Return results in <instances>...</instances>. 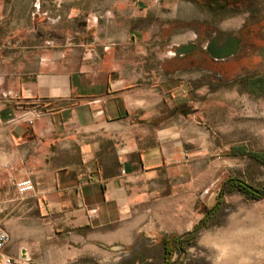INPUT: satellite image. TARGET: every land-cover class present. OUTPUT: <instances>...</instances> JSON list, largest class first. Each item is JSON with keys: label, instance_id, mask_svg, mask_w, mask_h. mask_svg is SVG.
<instances>
[{"label": "crops", "instance_id": "obj_1", "mask_svg": "<svg viewBox=\"0 0 264 264\" xmlns=\"http://www.w3.org/2000/svg\"><path fill=\"white\" fill-rule=\"evenodd\" d=\"M163 2L0 0V202L22 195L41 227L21 264H91L94 248L122 251L154 236L163 180L200 160L203 132L186 113L185 79L169 75L199 69L198 60L154 57L155 20L165 34L169 26ZM251 86L264 88V74ZM162 241L165 255L171 237ZM11 244L3 253L21 258L24 246Z\"/></svg>", "mask_w": 264, "mask_h": 264}, {"label": "rangeland", "instance_id": "obj_2", "mask_svg": "<svg viewBox=\"0 0 264 264\" xmlns=\"http://www.w3.org/2000/svg\"><path fill=\"white\" fill-rule=\"evenodd\" d=\"M163 3L170 14L169 26L165 34L155 20V58H177L173 55L177 45L195 42L202 48L215 34H236L242 44L226 60L195 54L187 58L199 57L195 63L199 69L175 72L170 68V76L184 77L186 113L202 128L200 160L187 158L183 178L163 180L160 201L154 205V236L142 234L122 251L94 248L88 261L167 264L179 257L176 264H264V195L252 193L254 188L264 192V163L254 158L262 156L264 161V88L251 86L253 79L264 74V0ZM186 149L194 146L187 144ZM198 165L200 176L196 175ZM234 182L246 189H238ZM22 197L16 193L0 202V223L10 236L11 251L18 253L22 245L19 252L30 256L29 247L34 250L41 239L35 232L41 227L34 226L40 215L33 208L26 211ZM33 199L27 198L29 204ZM216 202L217 209L196 234L186 237L180 247L171 241L172 252L165 256L162 239L193 230ZM53 241L45 239V245L53 248Z\"/></svg>", "mask_w": 264, "mask_h": 264}, {"label": "water", "instance_id": "obj_3", "mask_svg": "<svg viewBox=\"0 0 264 264\" xmlns=\"http://www.w3.org/2000/svg\"><path fill=\"white\" fill-rule=\"evenodd\" d=\"M217 40L218 38L215 37L213 39H211V41L205 46V50L209 53V55L216 59V60H222V59H226L230 56H233L237 53L238 49H239V44H240V39L237 38L234 35H227L225 37V41L221 44V45H217ZM196 48V45L193 42L184 44V45H180L177 46L175 49V52L178 54H185L188 52L193 51ZM24 128L21 125H17L15 127V132L17 133H21L23 132ZM258 192V191H255ZM205 218H203L197 225V227L194 230L191 231H187L184 232L182 234H180L178 236V241L185 237L186 235L191 234L192 232H195L197 230V228H199L201 226V224L203 223ZM178 246L180 247V243H177ZM115 250H119L122 249V247L120 246H116L114 248ZM180 252H182V250H180ZM177 260L171 262L170 264H176Z\"/></svg>", "mask_w": 264, "mask_h": 264}, {"label": "built area", "instance_id": "obj_4", "mask_svg": "<svg viewBox=\"0 0 264 264\" xmlns=\"http://www.w3.org/2000/svg\"><path fill=\"white\" fill-rule=\"evenodd\" d=\"M23 118V117H22ZM27 123H31L32 119L30 118H23ZM19 190L24 191L30 188V183L28 180H24L18 183ZM10 236L5 229V227L0 223V264H21V260L27 261L25 254H21V258L9 254L3 253V250L9 244ZM23 249L22 247L20 250Z\"/></svg>", "mask_w": 264, "mask_h": 264}, {"label": "flooded vegetation", "instance_id": "obj_5", "mask_svg": "<svg viewBox=\"0 0 264 264\" xmlns=\"http://www.w3.org/2000/svg\"><path fill=\"white\" fill-rule=\"evenodd\" d=\"M227 35H234V36H236L237 38H239L240 39V44H239V49H240V46H241V44H242V38L240 37V36H238V35H236V34H224V35H221V34H215L214 36H211L209 39H208V41L205 43V46L211 41V39H213V38H215V37H217L218 38V40H217V45H221L224 41H225V37L227 36ZM195 45H196V43L195 42H193ZM205 46L204 47H202V48H198L197 47V45H196V48L193 50V51H191V52H188V53H185V54H178V53H176L175 52V49H176V47L174 48V53H173V55L175 56V57H185V56H189V55H195V54H197L198 56H201V55H203V53L205 54H208L209 55V53L205 50ZM239 49H238V51H239ZM237 51V52H238ZM237 54V53H236ZM210 56V55H209ZM234 56V55H233ZM230 57H232V56H230ZM230 57H228V58H230ZM228 58H226V59H228ZM194 59H196V60H199V57H194ZM210 59L212 60V61H221V60H216V59H214V58H212L211 56H210ZM226 59H222V60H226ZM258 191V192H255V191ZM254 190H252V193L253 194H255V195H264V192H262V190H260V189H256V188H254Z\"/></svg>", "mask_w": 264, "mask_h": 264}, {"label": "trees", "instance_id": "obj_6", "mask_svg": "<svg viewBox=\"0 0 264 264\" xmlns=\"http://www.w3.org/2000/svg\"><path fill=\"white\" fill-rule=\"evenodd\" d=\"M254 158L257 159L259 162L264 163V161L262 160V159H263L262 156H259V157H256V156H255ZM231 180H232V179H231ZM232 181H233V180H232ZM233 184H235V185L238 187V189H241V190L246 189V187L243 186V185L240 184V183H236V182H234ZM218 204H219V202H216V203H215V204H214V205L208 210V212L212 213V211H214V210L218 207ZM195 233H196V231L193 232V233H191V236H194ZM177 237H178L177 235H176V236H171V241L177 243ZM170 246H171V244H169V245H168L167 243L164 244L165 256L171 254L172 250H171ZM170 263H171V262H168L167 264H170Z\"/></svg>", "mask_w": 264, "mask_h": 264}]
</instances>
